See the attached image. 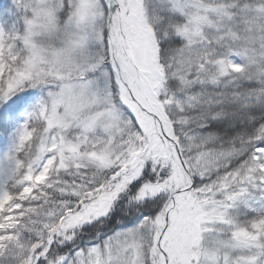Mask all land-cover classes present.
<instances>
[{
    "label": "snow or ice",
    "instance_id": "obj_1",
    "mask_svg": "<svg viewBox=\"0 0 264 264\" xmlns=\"http://www.w3.org/2000/svg\"><path fill=\"white\" fill-rule=\"evenodd\" d=\"M0 264H264V0H0Z\"/></svg>",
    "mask_w": 264,
    "mask_h": 264
}]
</instances>
